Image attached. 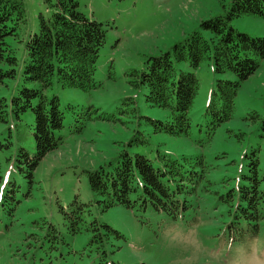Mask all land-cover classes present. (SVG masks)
<instances>
[{"label": "rangeland", "instance_id": "rangeland-1", "mask_svg": "<svg viewBox=\"0 0 264 264\" xmlns=\"http://www.w3.org/2000/svg\"><path fill=\"white\" fill-rule=\"evenodd\" d=\"M233 1L78 0L79 10L104 23L106 30L96 87L83 91L55 82L48 90V96L59 97L65 123L55 132L58 148L44 158L32 180L19 169L17 159L22 147L36 152L34 113H23L22 121L13 116L15 120L0 122V264H264V219L258 238L228 242L223 227L233 216L227 214V200L219 199L228 197L231 188L239 195L255 159L264 187V59L238 87L232 118L212 134L206 108L218 80H234L232 72L216 73L211 60L196 70L177 62L178 69L195 71L200 82L190 111L191 129L181 136L154 132L149 120L168 121L170 111L150 105L147 90L129 82L150 56L161 55L190 33L212 37L213 31L202 22L226 16ZM51 3L55 0H24L27 25L19 30L21 40L38 32L40 14L51 16ZM230 23L239 32L264 38L260 15L234 17ZM21 40L8 41L17 47ZM21 83L20 78L0 85L9 111ZM122 150L152 160L160 154L180 162L203 160L202 186L210 191L194 195L186 217L174 223L124 205L103 212L87 171L117 163ZM196 168L200 171L202 165ZM80 203H86V220L73 226ZM94 221L110 225L123 238L112 236L105 248L91 244L92 233L85 230ZM78 226L83 230L75 233Z\"/></svg>", "mask_w": 264, "mask_h": 264}, {"label": "trees", "instance_id": "trees-1", "mask_svg": "<svg viewBox=\"0 0 264 264\" xmlns=\"http://www.w3.org/2000/svg\"><path fill=\"white\" fill-rule=\"evenodd\" d=\"M51 7V16L39 15L38 32L29 34L27 39L24 35L21 40L19 30L27 25L24 0H0V85H5L7 80H22L18 93L11 98V111L5 98L0 97V122H6L9 117L15 120L13 116L22 121L23 113L29 110L34 113L36 152L32 154L22 147L17 159L19 169L30 180L44 158L58 148L55 132L65 123L59 97L48 96V90L55 82L63 88L94 89L97 61L107 38L104 23L86 17L79 10L78 0H55ZM247 14L264 17V0H234L226 16L202 22L206 29L213 31L212 37L192 32L161 55L150 56L143 70L132 72L129 82L136 89L147 90L146 101L153 107L170 111L168 121L149 120L154 132L181 136L191 129L190 111L200 82L195 71L180 70L177 62H186L196 70L204 60H211L216 73L235 75L234 80L217 82L206 108L208 131L212 134L232 118L238 87L258 70L264 59V38L239 32L230 23L234 17ZM9 38L21 40L23 44L14 47ZM119 154L121 159L117 163L110 161L108 166L87 171L89 186L99 198L96 203L103 212L124 205L147 211L162 222L174 223L186 217L194 205V195L210 191L209 187L202 186L206 183L203 160L198 163L185 158L180 162L162 154L152 160L127 150ZM258 163L255 159L251 164L249 174L244 176L246 182L238 188V196L237 188H231L228 197L219 195L221 201L227 200V214L233 216L223 227L228 242L253 240L261 233L264 187L258 176ZM197 164L202 165L200 171ZM80 205L79 211L76 208L75 216L70 218L73 226L79 221L85 223L86 203ZM82 230L79 226L73 228L75 233ZM85 231L92 233L91 244L102 248L112 236L123 238L110 225L97 221Z\"/></svg>", "mask_w": 264, "mask_h": 264}]
</instances>
